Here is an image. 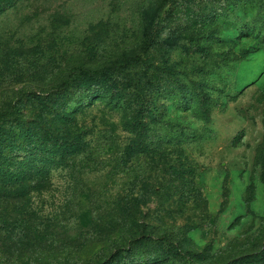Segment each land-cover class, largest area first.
<instances>
[{"label":"rangeland","instance_id":"obj_1","mask_svg":"<svg viewBox=\"0 0 264 264\" xmlns=\"http://www.w3.org/2000/svg\"><path fill=\"white\" fill-rule=\"evenodd\" d=\"M165 1L0 0V264H264V0Z\"/></svg>","mask_w":264,"mask_h":264},{"label":"trees","instance_id":"obj_2","mask_svg":"<svg viewBox=\"0 0 264 264\" xmlns=\"http://www.w3.org/2000/svg\"><path fill=\"white\" fill-rule=\"evenodd\" d=\"M170 1L171 0H166L162 8L168 5ZM156 23L157 22L153 23L150 28L147 41L142 49L143 51H148V49H150L154 44V28L156 26ZM133 60H136V57L133 58ZM128 69V63H124L117 66L100 67L94 69L82 66L76 67L71 71L68 78L64 80V82L61 84V87H86L89 90H92L94 94H107L110 92H114L115 97H117L119 100H123L122 98L117 96L119 91L118 89L120 86L119 79L121 76H125L127 74ZM209 106L210 105H206L204 102H202V105L200 106L201 117L207 122H210L212 119L210 114L211 108ZM13 116L14 112L12 110L1 111L0 121H7ZM5 177L6 176L4 174L0 173V180H4Z\"/></svg>","mask_w":264,"mask_h":264}]
</instances>
